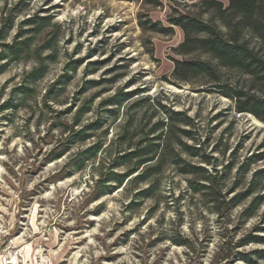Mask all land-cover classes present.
I'll return each instance as SVG.
<instances>
[{
  "label": "rangeland",
  "instance_id": "rangeland-1",
  "mask_svg": "<svg viewBox=\"0 0 264 264\" xmlns=\"http://www.w3.org/2000/svg\"><path fill=\"white\" fill-rule=\"evenodd\" d=\"M158 1L0 0V54L37 16L49 25L23 39L53 57L40 79L29 77L35 59L0 60V264H264V123L209 91L208 77L171 75L172 59L212 60L178 54L183 32H152L148 21L169 27L187 14L225 30L200 0ZM218 74L225 86L249 89L246 75ZM170 112L182 115L171 123ZM161 122L174 132L169 149L206 172L186 175L182 163H167L132 184L141 167L97 197L109 172L126 171L111 169L118 155L149 142L165 150Z\"/></svg>",
  "mask_w": 264,
  "mask_h": 264
},
{
  "label": "trees",
  "instance_id": "trees-1",
  "mask_svg": "<svg viewBox=\"0 0 264 264\" xmlns=\"http://www.w3.org/2000/svg\"><path fill=\"white\" fill-rule=\"evenodd\" d=\"M113 1V0H112ZM120 2H140L141 4L150 5L153 7L159 6L158 0H115ZM227 6H224L220 0H200V4L205 13H210L213 19L220 22L223 30L221 31L218 26L211 21L199 20L196 17L187 14H179L176 17H171L168 21L169 27H163L159 21H148L149 25L146 29L152 32H160L169 34L172 32V26L178 27L183 32V41L178 45L176 51L178 54H187L191 51H200L210 56L209 60H176L172 59L174 65L171 75L178 81L183 83L189 82L192 78L201 75L208 77L210 80V90L219 92L221 95L232 100L235 103L236 111L240 114H250L257 120L264 123V0H225ZM4 28L11 29L14 26L11 16L4 20ZM22 25H30L28 31L19 30L14 36L11 44H4L0 60H8L15 62L20 59H35L36 65L30 72L29 77L40 79L44 75V59L53 58L52 56L41 58V50L33 48L32 37L24 38V33H32L34 35L40 34L42 28L48 26L50 21L45 17L33 16L28 20L23 21ZM144 23L140 22L142 29ZM246 33L255 37L258 47L249 43L246 39ZM50 42V41H49ZM48 44V43H47ZM51 48V47H47ZM215 62V64L213 63ZM74 65L71 70H75L80 64V61H73ZM5 66H0V74ZM219 69L235 70L243 76L249 78V89L239 90L232 86H225L220 81ZM56 84L51 86L54 88ZM21 90V89H19ZM28 91L27 88L21 91V94ZM261 93V95H257ZM50 89L47 91L46 98H50ZM52 98V97H51ZM81 109L74 119L77 124L78 115L83 112ZM177 112H170L168 118L171 123L176 121L175 116H181ZM183 123L189 125V119L185 118ZM99 125V124H97ZM89 125L88 127H91ZM83 128V129H87ZM158 130L166 128L164 136L165 150L159 152L161 143L149 142L146 147H135L131 152H126L118 155L111 169L118 168V166H125L126 171L121 174L109 172L104 180L100 182L97 197L103 196L108 193L111 185H121L125 179L132 175L142 167L139 174L135 176L133 183L147 182L152 177H157L161 173L164 164L171 163L177 165L182 163L184 167L181 169L182 174L190 175L198 171L206 172V170L196 167L194 165L186 164L185 161L179 158V155L169 149L171 143V136L174 135L170 124L161 122ZM189 135L187 132H183ZM78 140H85L86 135L83 130L75 132ZM73 135V136H74ZM72 136V137H73ZM160 139V138H159ZM151 141V140H149ZM169 149V150H168ZM187 151L191 150L192 156H197L192 150L193 148H186ZM97 150H95L96 152ZM154 162V164H147ZM147 164V165H146ZM146 165V166H145ZM257 175V174H256ZM204 181L212 182L209 176H204ZM211 185H200L201 189H211ZM147 189L140 191L139 195H147ZM240 196V195H239ZM260 200V199H259ZM258 199L253 200V204L259 206L262 202ZM238 203V202H236ZM252 207V206H251ZM246 210L245 212H247ZM249 261V260H246Z\"/></svg>",
  "mask_w": 264,
  "mask_h": 264
}]
</instances>
